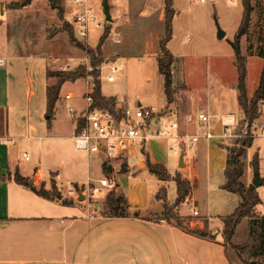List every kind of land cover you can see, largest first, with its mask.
Returning <instances> with one entry per match:
<instances>
[{
	"label": "crops",
	"instance_id": "1",
	"mask_svg": "<svg viewBox=\"0 0 264 264\" xmlns=\"http://www.w3.org/2000/svg\"><path fill=\"white\" fill-rule=\"evenodd\" d=\"M175 3L176 0H174V5ZM118 7L120 9L117 11V17L111 23L113 33L120 34L121 42L117 43L114 39V43L122 44L129 35L133 36L135 30L145 32L147 37L145 50L140 54L155 60L160 78L165 81L158 67V56L161 54L160 39L166 32L165 0H123L122 5L120 4ZM24 8L33 10L34 3L30 2ZM65 11L66 17L71 16L72 20L70 22H72L80 12V7L74 6V0H64V14ZM179 14L180 11L177 8V16L174 21L175 27L177 26L176 22ZM1 21L0 59H5V64L0 66V113L2 114V124L0 125L2 127L0 134V264H232L228 245L222 235L223 219L235 212L240 203L239 195L230 192L235 198L233 199L234 210L231 214L230 211H222L223 216H220V218L218 216L219 223L214 220V216L209 212L202 214L198 206L199 192L197 189L201 177L197 169L198 162L196 159L194 160L192 155L188 158V154H185L184 167H180L178 161L176 171L171 172L167 161L160 159L158 153L145 143L142 147L132 148L130 153L120 161L127 162L126 173L120 174L124 171L121 168L122 164L120 167L118 166V161L114 163L108 161V163L102 156L87 155L85 152L78 150L73 141L76 129L75 120L69 113V108L74 107L80 110L85 106L88 84L86 81L83 82V88L78 84L79 80L76 82L67 81L64 84L63 87L68 86V89L64 91L62 88L56 113L51 126H49L46 118L47 86L53 83L47 78L48 69L45 75L42 73L40 77H35L30 74L28 67L25 68L26 83L28 79L30 81L27 85L29 86L28 91L31 92L28 97L35 100V105L30 108L31 111L27 110L29 109L27 100L23 98L24 95L22 94V86L25 85V82L22 79V71L18 67V60L23 56L18 54L15 47L11 45L8 23ZM187 23L189 27H184L187 30L184 37L186 42H191L193 35L192 21L187 20L184 25ZM134 36L137 38V34ZM108 39L103 46L107 62L101 68V71L109 68L111 73L103 76L102 93L106 97L116 98L120 107L131 106L127 96L119 91L109 93L103 91L105 82L110 81L108 77L112 74L111 66H117L116 62L121 58H132V52L128 45L119 47L113 43V45L108 46ZM131 41L133 42V40ZM171 41L170 43H172ZM170 43L168 45L169 49L178 60L179 56L171 49ZM80 56L79 53L72 56L73 62L67 65L71 66L69 70H74L78 66V59H80L78 57ZM72 64H75V66H72ZM176 64L174 65L175 68ZM119 68L122 70L124 67L120 66ZM116 75L115 80L110 81V83L116 81ZM183 84L185 86L181 90L187 91L188 86L185 83ZM12 86H15L17 90L16 101L11 97ZM142 105L143 103L139 102L138 107ZM162 105L159 107L160 109L170 107L166 113L168 119L178 118L183 128L188 127L193 131H199L200 129L194 124L187 125L183 120V116L186 113H197L202 108L208 109L216 116L214 122L217 135H221L224 131L219 118L221 115L232 113L239 121L237 112L219 110L210 100L203 99L198 102L186 97L183 104H181L179 98H175L172 103L168 102L167 99ZM60 108L67 109L68 118L71 120V130L62 131L61 127H55L54 122L58 118L57 114ZM217 140L220 139L217 138ZM46 141H50L49 145L52 146L53 151L55 150L53 155L56 157L58 152L61 153L59 151L62 150L61 145H65L68 164L73 167L72 169L77 170L74 177L68 180V186L62 185V171L59 169L58 163L48 167L43 164ZM228 141L229 139L221 144L226 145ZM212 142L213 140L201 141L195 149L196 153L199 155L206 151L212 152L214 148ZM20 144H23L24 147L21 148ZM25 144L31 147L38 157V160L33 164L30 163V165L27 162L31 160V157ZM143 147H145V152L142 151ZM252 147L249 149H252ZM81 152L82 155H80ZM26 153L29 155V159L22 161L20 156H25ZM181 153L179 154V160ZM84 158H86L87 165V181L80 180L85 174ZM132 158H135L139 164L138 172L135 171V165H131L130 160ZM95 161H98L100 171L97 176L93 177L91 173ZM144 162L146 165L142 168ZM149 162L163 164L173 176L179 174L183 179L190 182L191 191L187 199L177 206L176 211L183 217L188 218L186 225L190 229L201 231L216 229L215 238L191 234L170 224L165 219L158 218L164 212V203L162 204L163 207L149 204L148 186L146 190V184H142L141 180H135V177L141 171L148 170L151 172L148 166ZM118 168L121 171L117 174V185L111 191H116L117 194L123 195L127 199L131 206L130 216L128 217H108L95 212L89 214L90 210L87 209L86 205L77 204L76 201L65 204L59 198L56 200L43 198L29 187L17 183L14 179L15 173L18 171L23 177L29 179V182L33 180V185L36 187L39 185L47 187L52 180H55L57 188L62 192L64 191L65 196L69 199L74 198L76 190L73 188L101 189L103 191L101 196L104 199L111 191L101 186L100 179L108 176V178H112ZM99 175H102V177H99ZM120 175H132L133 182H129L127 186L123 187L119 182ZM251 175H255V173L253 168L249 167L244 176V180L248 185L253 183ZM261 176L263 177V174ZM170 182L176 184L173 180ZM225 182L226 176L217 189L214 190L213 184H211L212 187L210 186L211 191L213 188V192L215 191L219 200L224 203L228 201L227 197L229 196L227 195L229 193H223ZM73 184L77 185L74 186ZM262 186L258 187V191L263 204ZM159 191L155 192L154 197L158 202H162L157 196ZM77 193L80 196L82 192ZM176 197H178V194ZM190 204H195L194 209L192 208L193 212H184V207ZM260 205L256 207V212L263 216V212L259 209ZM195 209L199 211L197 217L194 215Z\"/></svg>",
	"mask_w": 264,
	"mask_h": 264
},
{
	"label": "rangeland",
	"instance_id": "2",
	"mask_svg": "<svg viewBox=\"0 0 264 264\" xmlns=\"http://www.w3.org/2000/svg\"><path fill=\"white\" fill-rule=\"evenodd\" d=\"M22 1L24 0H0V21L2 20L6 24L8 23L11 45L15 47L18 54L23 56V58L18 60V67L19 70L22 71V79L23 82H25V85L23 84L22 86V94L24 95L23 98L27 100V107H29L27 110H30L31 106L35 105V100H31L28 97L31 92L27 89L29 88L27 85L30 81L28 79L26 83V67L30 69L31 75L40 77L42 73L44 75L46 74L47 69L52 71H77L81 65H84V67H86L87 76L78 79V84L81 88H83L82 85L85 81L86 83H88V81H93L94 84V77L88 74L93 70L90 57L72 41L70 31L65 30L68 25L73 27L72 22H70L72 20L71 16L67 18L66 11L63 17L60 16L59 11L52 8L49 0H31V3H34L33 10H28L21 6L20 2ZM105 2L106 0H88V5L95 11L103 23L101 28H91L88 39L84 41L77 37L74 29L76 38L85 45H89L93 48L97 47L100 37L105 32L106 22L108 23L105 19ZM122 2L123 0H108L110 13L113 19H116L117 11L120 9L118 5H122ZM61 3L64 7V0H61ZM74 6L80 7V11L83 9V7L77 4L75 5V3ZM253 6L254 11L252 13L250 30L246 36L243 37L241 43L242 54L247 59L246 84L249 99L254 97L256 90L259 88L264 67V59L258 54L260 51L264 50V0H253ZM175 8H178L180 14L178 15L176 27L174 23L175 32L173 33L170 47L176 52L179 59L176 61V68H173V75L176 84L181 85L185 83L188 86L187 91L178 90L175 98H179L181 104H183L186 97L197 100L198 102L203 99L210 100L219 110L237 112L239 121L241 122L245 116L238 103L239 72L236 65V52L231 42L234 41L243 18L244 7L242 0H235L234 2H229V0H206V2H201L200 0H176ZM187 20L190 22L192 21L193 35L191 42H186L184 37L187 32L184 27H189L188 23L184 25ZM218 23L222 29L226 31V36L223 39L218 38ZM110 27H112V25ZM133 33V36L129 35L124 39L125 41L122 44H115V36L112 31V35L107 42L108 46H110V44L113 45V43L115 46L119 47L128 45L132 52V58H121L116 62L117 66H123L124 68L117 73L115 82L110 83L108 80V82H105L103 91L107 93L119 91L121 94L127 96L128 102H130L133 108H137L139 102L143 103V107L156 106L159 108L167 101L165 81L160 78L155 60L149 56L140 54L145 50L146 33H142L140 30H135ZM135 34H137V38L134 36ZM131 40H133V42ZM75 53L81 54V56L78 57L80 58L78 59L79 64L74 70H69L71 66L67 65L73 62L74 59H72V56ZM111 60H113V58H111ZM72 66H75V64H72ZM102 67H104V65H102ZM102 71L103 75L101 76V81L103 80V76H107L111 73L109 68L102 69ZM56 80V78H51L50 82L54 83ZM67 87L68 86L63 87V90L67 91ZM16 96L17 90L15 86H12L11 97L15 101ZM169 108L170 107H165L162 111L167 113ZM58 112V118L54 122L55 127H61L62 131L71 130V120L68 118L69 114L67 109L60 108ZM1 120L2 114L0 113V125L2 124ZM239 128L240 125L238 126V129ZM1 132L2 127L0 126V134ZM236 140V137L231 138L226 145H222L221 140L214 139L212 142L214 147L213 151H206L199 155L195 151L197 146L191 150L187 149L188 158L192 155L194 160H197V169L201 177L197 189L199 192L198 206L202 214H207L209 212V214L214 216V220L217 222H219L218 216L219 218L223 216L222 211H230V214L233 212V199L235 198H233L234 196L230 192L225 190L223 193H229L227 194L229 195L227 197L228 201L225 203L222 202L219 200L215 191L213 192V188L211 191V184H213L215 190L218 185L224 181V171L228 155L226 146H236ZM49 143L50 141H46L44 144L43 164L48 167L58 163L60 166L59 169L62 171V185L68 186V180L74 177L77 170L72 169L73 167L68 164L65 145H61L62 150H59L61 153L58 152V156L56 157L53 155L55 150L53 151ZM146 143L148 147L158 153L160 159L167 161L168 168L171 172L176 171L180 153H174L170 150L171 145L177 146L174 140L170 138L153 137ZM20 147L23 148L24 145L20 144ZM26 150L31 157V160L27 163L28 165H30V163L33 164L38 160L37 154L27 145ZM257 152L260 154V173L263 174V177L260 174V181L262 182V179H264V137H255L252 149H248V168L252 167L251 162ZM80 155H82V152ZM20 158L22 161L27 159L23 155H21ZM84 160L85 174L80 180L87 181L86 158H84ZM130 161L131 165H135V171H137L139 169V164L136 159L132 158ZM122 163L123 162L118 161V166L120 167ZM145 165V162L142 163V168H144ZM92 170L91 174L93 177L99 174L100 166L98 161L94 162ZM123 173L126 172H120V174ZM99 177H102V175H99ZM131 177L132 175H120L119 182L125 187L129 182H133ZM135 178V180H141L142 184H146V190L148 186V200L149 204H152V206L163 207L162 204L164 202H158L154 197L155 192L159 191L162 187L168 189V203H176L178 190L175 183L169 182L167 184L148 170L141 171ZM255 178L256 175H251L252 182H254ZM77 184L73 185L75 186ZM41 186L42 185H39L38 187ZM46 188L52 189L51 183ZM94 188L96 187L94 186ZM74 189L76 190L74 198L70 199L65 196L64 191L62 192L58 189L57 192L60 193L59 199L69 202L76 201L75 203L77 204L86 205L87 209L90 210L89 214L92 212H103L104 203L109 193L103 199L101 196L103 191L101 189L96 192L91 188ZM106 189L111 191L115 188L107 187ZM79 191L85 195L83 200L80 199L77 193ZM261 194L264 200V185L261 187ZM194 205L195 204H190L187 207L185 206L183 211L193 212ZM259 209L263 212L264 216V203L260 205ZM217 222L216 224L219 225L220 222ZM202 231H206L210 236L217 234L216 229H204ZM247 240L248 225L245 219L238 227L232 244H228L232 264H246V261L249 260L250 254L248 250L244 251L234 248L235 246L245 244ZM253 260H257L260 263L262 262V258H254Z\"/></svg>",
	"mask_w": 264,
	"mask_h": 264
},
{
	"label": "trees",
	"instance_id": "3",
	"mask_svg": "<svg viewBox=\"0 0 264 264\" xmlns=\"http://www.w3.org/2000/svg\"><path fill=\"white\" fill-rule=\"evenodd\" d=\"M31 0H24L20 2L21 6H27L30 4ZM52 8L59 11L60 16H64V7L61 0H49ZM244 12L241 24L238 28L236 37L233 42H231L233 48L236 52V65L239 72L238 80V103L240 108L244 112L245 118L240 122V128L238 126L235 130L237 134L241 136L237 138L236 146L228 147L227 162L225 168L226 182L223 188L229 192L236 193L240 197V203L235 210V212L223 219V238L225 243L232 244L233 239L237 233L238 227L246 219L248 221V240L245 244L241 246H235L236 249H242L249 252V260L246 264H264V216L259 215L256 212V207L262 204V199L260 197L258 188L252 183L248 185L244 176L247 172L248 166V149L253 146L254 137L252 127L255 121L260 116V109L264 103V67L261 75V81L259 88L256 90L255 95L252 99H249L247 95V59L242 54V39L250 30L252 22V13L254 11L253 0H242ZM166 8V32L160 39L161 54L158 56V67L160 73L165 78V89L167 94L168 102L172 103L175 100V96L178 90L184 89V84L178 85L174 81L173 68L177 61L173 52L169 49V43L173 39L174 33V21L177 15V9L174 5V0H165ZM106 29L103 35L100 37V41L96 48L89 45H85L75 36L74 28L72 26H66L65 30L70 31L71 39L75 44L82 49L91 59V65L93 70L88 74L94 77V100L95 104L103 109L110 111L113 114L121 112V110L116 109V98L106 97L102 93V71L101 67L107 62V57L104 55L103 46L105 41L112 35V24L106 22ZM264 59V50L258 53ZM86 67L81 65L77 71H52L47 70V78H56V82L53 84H48L47 86V121L49 126L56 113L57 104L60 100V94L64 84L67 81H73L86 77ZM238 129V131H237ZM145 152V147L142 148ZM260 154L256 153L251 164L253 171L256 174L260 173ZM149 169L154 173L159 179L165 181L167 184L170 181H175L177 184L178 197L175 204L168 203V189L162 187L158 193V199L164 202V212L158 217L159 219H165L170 224H173L191 234L200 237L215 238V236H210L206 231L193 230L190 229L186 223L188 218L183 217L176 211L177 206L184 202L190 191L191 184L188 180L183 179L181 175L176 174L173 176L168 168L163 164H153L148 163ZM122 170L127 171V162L122 163ZM14 179L17 183L29 187L39 196L49 199L56 200L60 198V193H58V188L56 186L55 180H52V189H47L45 185L41 187H36L30 184L29 179L23 177L18 171L15 173ZM262 185H264V179H262ZM65 204H70V202H65ZM103 212L101 215L108 217H128L130 216L131 206L127 199L123 195H119L116 191H111L104 203ZM136 214V213H135ZM138 214V213H137ZM207 222V221H206ZM207 224V223H206ZM207 226V225H206ZM254 258H262L260 263Z\"/></svg>",
	"mask_w": 264,
	"mask_h": 264
},
{
	"label": "built area",
	"instance_id": "4",
	"mask_svg": "<svg viewBox=\"0 0 264 264\" xmlns=\"http://www.w3.org/2000/svg\"><path fill=\"white\" fill-rule=\"evenodd\" d=\"M206 2V0H200ZM235 0H229L234 2ZM74 3L83 9L75 16L72 25L77 37L87 40L91 28H101L103 25L95 11L88 5V0H74ZM115 41L121 42L120 34L115 32ZM5 64V59H0V66ZM112 74L108 77L110 81L115 80V74L120 70L117 66H111ZM88 90L85 95V106L82 109L69 108V113L75 120L76 129L73 135L75 147L87 155L104 157L107 162L121 161L128 155L132 148L144 146L153 137L170 138L177 146H170L174 153H181L187 149L195 148L203 139L212 141L219 138L222 143L231 138H238L241 135L235 132L239 125L237 117L232 113L221 115V125L224 129L221 135L215 132V115L206 108L200 109L197 113H186L183 120L187 125H196L200 130L192 131L188 127H182L180 119H168L162 109L151 107L133 108L128 105L120 107L116 101V109L122 110L117 114L100 108L94 100V84L88 81ZM155 126V127H154ZM253 137H264V103L260 109V116L252 127ZM25 157L29 159L26 153ZM108 162V163H109ZM121 169L116 170L112 178L103 177L100 179L102 187L115 188L117 185V174ZM74 189V188H73ZM75 190V189H74ZM98 191L97 189L93 190ZM194 215L199 216V211L194 210Z\"/></svg>",
	"mask_w": 264,
	"mask_h": 264
},
{
	"label": "water",
	"instance_id": "5",
	"mask_svg": "<svg viewBox=\"0 0 264 264\" xmlns=\"http://www.w3.org/2000/svg\"><path fill=\"white\" fill-rule=\"evenodd\" d=\"M105 11H106V21L108 22H113L112 15L110 13L109 5H108V0L105 2ZM226 36V31L222 29V27L218 23V38L223 39ZM184 156H185V151H183L180 155V160H179V166L184 167ZM30 184H34L33 180L30 181ZM253 184L258 188L262 185V182L260 181V175L256 174V178L253 182ZM85 198L84 193H81L80 199L83 200Z\"/></svg>",
	"mask_w": 264,
	"mask_h": 264
}]
</instances>
